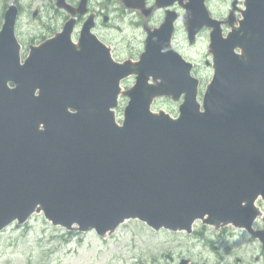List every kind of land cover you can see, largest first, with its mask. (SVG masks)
Segmentation results:
<instances>
[{
	"label": "water",
	"instance_id": "water-1",
	"mask_svg": "<svg viewBox=\"0 0 264 264\" xmlns=\"http://www.w3.org/2000/svg\"><path fill=\"white\" fill-rule=\"evenodd\" d=\"M124 1L133 7L136 0ZM177 2L187 11L191 43L212 29L214 73L202 102L192 64L172 45L174 11L149 33L138 62L114 61L90 33L91 22L75 45L71 22L33 48L24 64L15 34L18 9L6 11L0 231L43 213L54 226L101 237L132 219L156 231L191 233L201 220L260 235L253 224L261 214L256 202L264 201V0H244L242 19L234 26L231 13L226 36L206 0H157L160 8ZM58 4L69 8L65 0ZM131 75L136 84L124 92L121 82ZM120 95L129 97L122 126L115 111ZM161 96H184L178 118L152 110Z\"/></svg>",
	"mask_w": 264,
	"mask_h": 264
},
{
	"label": "rangeland",
	"instance_id": "rangeland-1",
	"mask_svg": "<svg viewBox=\"0 0 264 264\" xmlns=\"http://www.w3.org/2000/svg\"><path fill=\"white\" fill-rule=\"evenodd\" d=\"M12 1L0 0V29L3 13ZM102 1L108 2L91 0L96 8H99L98 4L100 5ZM35 2L40 18L35 22L32 9L24 13L18 22V33L23 41L30 40L32 35L29 34L34 27L37 25L43 27L56 14L53 8L54 0ZM235 2L237 3L234 9ZM114 3L116 11L108 12L112 17V24L122 29L111 33L110 28L102 25L98 33L108 35L111 33L118 50L115 59L124 62L141 52L140 49L145 47L147 32L160 26L164 13L158 12L151 22L136 26L134 23L138 24L140 21L136 13L129 11L122 0H114ZM24 6H29V2ZM207 6L212 16L220 20L228 21L229 14L235 13L237 22L242 17L240 11L244 8L242 0H207ZM176 11L179 12L180 19L176 27L174 45L187 60L197 65L194 76L201 80V99L206 85L213 76L211 64L207 65V62L212 61L209 52V31L204 30L197 42L191 45L188 41L186 12L181 7L176 8ZM62 20L63 18H60L53 24L60 25ZM224 30L229 31L230 26L226 25ZM25 47L28 48L29 43H26ZM134 83V77L125 80L122 84L123 90H128ZM127 102L128 98L122 97L120 107L117 109L119 121ZM180 103L181 101H174L169 97L159 98L154 103V110L156 112L164 110L176 117ZM201 230L202 225L199 223L195 226V233ZM209 239L215 242L213 246L205 243ZM205 241L186 233L165 230L156 232L137 220L128 221L115 234L101 238L95 232L85 234L68 232L62 227L53 226L43 215H35L26 225L14 224L0 232V264H179L182 259L188 260L190 264H225L235 260L236 256L227 255L224 244L220 246L212 234L206 237ZM244 244L243 248L239 249L244 264H255L257 248Z\"/></svg>",
	"mask_w": 264,
	"mask_h": 264
},
{
	"label": "flooded vegetation",
	"instance_id": "flooded-vegetation-1",
	"mask_svg": "<svg viewBox=\"0 0 264 264\" xmlns=\"http://www.w3.org/2000/svg\"><path fill=\"white\" fill-rule=\"evenodd\" d=\"M35 1L36 0H15V1L13 0V3L15 2L21 15L30 12L32 9H33V13L38 12V15L35 18V22H36L40 18V12L38 8L35 7V4L37 3ZM80 1L81 0H67V2L74 7H77ZM26 2H29V6L27 7L24 6ZM114 4H115L114 0H108V2L102 1L100 5L98 4L99 8H96L95 6H93L91 0H88L87 13L85 15H76L73 18L75 20V26L73 31L74 41L78 42L80 38L82 25L88 19V21H91L92 23V27H91L92 32L97 35L99 40L104 45L108 46L111 49L112 54L114 56L117 55L118 54L117 45L116 43H114V39L112 38L111 33L113 31H120L122 28L112 24L113 20L108 11L111 12L116 11ZM139 6H141V4H139ZM53 8H55L56 11L55 16L52 18L51 21L45 23L43 27L42 25H37L36 27H34L33 30H31L30 32L31 34H29L32 35L29 41L26 40L23 41L17 29V35L20 37V41L22 39L21 44H22L23 58H26L28 56L32 47H39L42 44H44L46 41L53 39L58 33L62 31L65 22L71 19L72 16L68 11L61 10L60 8L57 7V0H54ZM141 8L130 9V11L136 13V15L140 18V21L138 23L139 25L135 24L134 22H132V24L134 23V25L140 26V24L143 25L147 22H151V19L158 12L164 13L162 21L164 20L166 12L157 8L155 0L144 1V6ZM60 18H63L60 25L58 24L54 25L53 22L54 21L57 22V20ZM102 25L110 28L111 30L110 35L106 33H102V34L98 33V30ZM21 33L24 34L23 31H21ZM26 43H29L28 48L25 47ZM140 50L141 52H138L137 55L134 54L132 56L133 58L132 60L139 59L141 57L142 48ZM255 230L260 232L261 237L255 238L252 234L248 233L246 230L238 229L233 226H227L221 229H215L212 227H204L202 225V230L197 233L191 234V236H196V237L198 236L202 241H205L206 237H209L212 234L215 237V240L218 241V244L220 246H223L224 244L225 253L227 255L230 254L236 256L233 262H228L225 264H244V260L241 258L242 256L239 254V249L243 248V243H245L244 245L249 244L253 247H256L258 253L254 257V262L255 264H264V215L262 216V218L256 221ZM205 243L213 246L215 242L209 239L207 242L205 241Z\"/></svg>",
	"mask_w": 264,
	"mask_h": 264
}]
</instances>
